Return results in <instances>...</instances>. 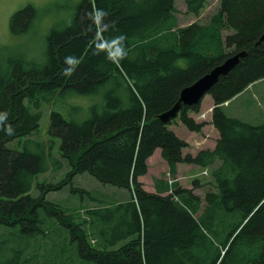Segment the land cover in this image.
Wrapping results in <instances>:
<instances>
[{
  "label": "trees",
  "instance_id": "1",
  "mask_svg": "<svg viewBox=\"0 0 264 264\" xmlns=\"http://www.w3.org/2000/svg\"><path fill=\"white\" fill-rule=\"evenodd\" d=\"M206 1L186 0L188 11L198 13ZM75 3L73 17L50 28L43 61L0 57V264H264V121L224 110L264 79V43L255 45L264 0H220L210 23L186 26L176 0ZM55 4L20 8L11 33L27 32ZM94 10L100 14L91 18ZM242 50L247 56L208 93L220 135L215 148L184 154L187 142L170 124L181 116L202 131L206 121L188 113L201 103L183 106L168 123L159 115L185 86ZM44 106L59 108L48 140L34 137ZM157 148L171 175L155 177L151 192L140 177ZM62 159L66 175L40 182L64 168ZM182 162L209 169L214 188L195 191L203 173L183 186L176 176ZM85 173L129 198L74 185ZM66 186L79 203L47 198Z\"/></svg>",
  "mask_w": 264,
  "mask_h": 264
},
{
  "label": "rangeland",
  "instance_id": "2",
  "mask_svg": "<svg viewBox=\"0 0 264 264\" xmlns=\"http://www.w3.org/2000/svg\"><path fill=\"white\" fill-rule=\"evenodd\" d=\"M78 0H0V45L7 46L9 52H5L0 57L15 59L21 58L25 60L35 59L37 61H43L44 57L41 55L42 48L46 46V36L49 33L51 27L57 25L63 18L73 17V13L76 10V3ZM32 3L40 8L48 6L50 3L55 4L54 7L48 9L42 16L40 21H45L47 25L42 27L37 21L33 27L27 32L19 35H13L10 31V19L14 12L24 7L25 5ZM67 7V11L65 8ZM220 0H207L202 9L198 13H190L187 8L186 0H176V10L179 17L180 26H186L194 22L208 24L211 22L213 16L219 11ZM48 27V28H47ZM227 33H230L226 31ZM225 32V33H226ZM228 51L231 49L228 48ZM40 53V54H39ZM39 54V55H38ZM182 65H186L185 60H181ZM80 102L83 103L82 100ZM90 100L84 99L82 105H87ZM224 110L227 115L232 117L242 118L243 120L259 123L264 121V79L257 81L250 85L245 92L234 98L230 103L228 102ZM214 101L210 94H207L201 103V109L199 112L189 111V115L195 114V119L200 121L209 120L213 113ZM59 110L57 107H43L42 118L40 120V126L34 137H38L41 140H48L51 138L50 134V121L51 113L53 109ZM209 116V117H208ZM170 127L176 131V133L187 142V146L183 148V151L192 154H197L202 147L213 145L217 139V132L212 123H210L204 130L200 132L192 131L182 122L181 116L170 124ZM198 143V144H197ZM60 141L57 140V144L53 149V155L60 157L59 151ZM201 147V148H200ZM197 148H200L197 150ZM207 148V147H206ZM63 160L64 168L61 171H51L41 175L40 182H58L62 179L66 173L70 170V167L66 166V161ZM181 164V163H180ZM148 172L142 177L144 187L152 189L154 185L153 179L158 177L156 175L166 174V177L170 178L169 164L165 159L156 155L148 164ZM199 170V171H198ZM200 170H205L199 165H193L192 163H185L179 166L176 170V176L179 182L183 186L192 187L193 180L196 178V174ZM202 171V172H203ZM201 172V174H202ZM141 178V177H140ZM201 179L202 187L197 188L196 192L204 196L208 189L214 188V182L211 181L210 176L198 177ZM73 184L83 188H96L103 190L104 192H115V196L120 200L129 198L126 192L116 190V188L103 186L98 180L90 174H81L73 177ZM33 194H38V190L33 187ZM70 189L68 186L61 190L49 191L47 194L48 199H53L55 202H61L66 204L65 200L69 199L71 203H79L77 199L71 197Z\"/></svg>",
  "mask_w": 264,
  "mask_h": 264
},
{
  "label": "water",
  "instance_id": "3",
  "mask_svg": "<svg viewBox=\"0 0 264 264\" xmlns=\"http://www.w3.org/2000/svg\"><path fill=\"white\" fill-rule=\"evenodd\" d=\"M264 43V33L256 42V46ZM248 51H239L212 68L208 73L198 78L192 84L185 86L181 91L177 102L168 110L159 115V119L163 123L170 122L176 118L183 106L191 107L203 101L204 97L209 93L211 88L219 81L222 76L227 75L242 58L247 56Z\"/></svg>",
  "mask_w": 264,
  "mask_h": 264
},
{
  "label": "crops",
  "instance_id": "4",
  "mask_svg": "<svg viewBox=\"0 0 264 264\" xmlns=\"http://www.w3.org/2000/svg\"><path fill=\"white\" fill-rule=\"evenodd\" d=\"M205 98V97H204ZM204 100V99H203ZM203 102V101H202ZM201 102V103H202ZM227 105H225L224 107H226ZM179 115V114H178ZM194 115L195 114H191V116L192 117H194ZM212 115H213V113H212ZM212 115H211V117H210V119L209 120H206V125L204 126V129L210 124V123H212ZM209 117V116H208ZM195 118V117H194ZM213 124V123H212ZM214 125V124H213ZM215 127V126H214ZM171 128V127H170ZM172 129V128H171ZM203 129V130H204ZM215 129H216V132H217V139L219 138V131L217 130V128L215 127ZM173 130V129H172ZM174 131V130H173ZM176 132V131H175ZM177 134V133H176ZM178 135V134H177ZM179 136V135H178ZM217 139H216V141L214 142V144L211 146V145H209V147L208 146H206L207 148H209V149H214L215 148V146H216V143H217ZM198 144V143H197ZM206 147H200L201 149H207ZM200 148H197V150L198 149H200ZM200 149V150H201ZM184 152V154H187V153H189V152H185V151H183ZM156 155H158V157H160V158H162V154H161V149L160 148H157L156 150H155V152L153 153V155L152 156H150L149 157V159H148V164L150 163V161L156 156ZM193 155H195V154H193ZM164 159V158H163ZM182 164V163H181ZM181 164H178L179 166L181 165ZM193 165H195V164H193ZM149 169V168H148ZM209 170V169H208ZM199 171V170H198ZM203 170H200V172L199 173H197L196 175L198 176V175H201V172H202ZM203 173V172H202ZM144 176V175H143ZM143 176H141V178H140V180L142 181V177ZM156 176H161V175H156ZM202 176H209V174H203ZM143 182V181H142ZM187 187V186H186ZM146 188V187H145ZM147 189V188H146ZM147 190H149V191H151V192H154L155 191V187H154V185H153V188L152 189H147ZM196 191V190H195Z\"/></svg>",
  "mask_w": 264,
  "mask_h": 264
},
{
  "label": "clouds",
  "instance_id": "5",
  "mask_svg": "<svg viewBox=\"0 0 264 264\" xmlns=\"http://www.w3.org/2000/svg\"><path fill=\"white\" fill-rule=\"evenodd\" d=\"M100 12L98 10H94L93 13L90 14L91 18H94L96 15H99ZM105 15V13H103ZM9 132H11V129H8Z\"/></svg>",
  "mask_w": 264,
  "mask_h": 264
},
{
  "label": "built area",
  "instance_id": "6",
  "mask_svg": "<svg viewBox=\"0 0 264 264\" xmlns=\"http://www.w3.org/2000/svg\"><path fill=\"white\" fill-rule=\"evenodd\" d=\"M203 174H208V170H204ZM171 181H172V179H171Z\"/></svg>",
  "mask_w": 264,
  "mask_h": 264
}]
</instances>
